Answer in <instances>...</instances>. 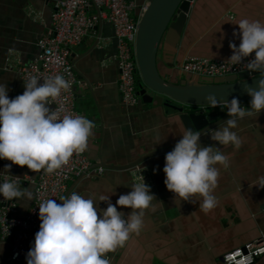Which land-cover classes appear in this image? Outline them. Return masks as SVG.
<instances>
[{
	"label": "crops",
	"instance_id": "crops-1",
	"mask_svg": "<svg viewBox=\"0 0 264 264\" xmlns=\"http://www.w3.org/2000/svg\"><path fill=\"white\" fill-rule=\"evenodd\" d=\"M55 1L0 0V83L7 86L9 98L24 91L25 82L16 68L35 58L37 40L51 28ZM135 2L133 14L138 17L149 0ZM241 18L264 22V0H193L178 41L177 60L181 62L187 55L228 60L232 54L229 43L237 46L240 43L239 35L234 37L233 30L238 33L235 23ZM115 53L113 28L106 19L72 49V62L80 80L76 108L95 123L85 151L93 167L96 164L124 166L152 151L174 146L182 138L180 131L184 125L180 113L141 100L133 107L121 102ZM158 64L161 75L171 78L161 58ZM213 109L205 108L203 112ZM183 111L194 112L195 108L184 105ZM223 126L220 123L209 131ZM233 131L243 142L239 149L220 146L210 135H201L202 145L215 144L230 159L227 168L217 165L221 177L214 195L219 204L209 213L200 210L198 201H182L166 188L161 155L140 163L147 171L150 191L157 200L145 211L140 234H132L124 247L106 254L111 264H223L220 259L223 253L264 238V187H261L264 110L255 118L239 120ZM159 137L161 142L155 143ZM6 164L11 162L0 159V172H6ZM132 172V168H104L100 175L94 172L80 175L68 183V191L92 198L104 209L107 204L99 202L100 195L106 193L115 205L119 195L130 192L131 185L136 183ZM7 173L21 178L36 176L27 166L14 164ZM20 185L33 191L29 181ZM32 201L17 200L18 214L25 215ZM117 208L125 216L131 212L128 207L117 205ZM9 253V243L0 242V264L6 263ZM254 264H264V255Z\"/></svg>",
	"mask_w": 264,
	"mask_h": 264
},
{
	"label": "clouds",
	"instance_id": "clouds-1",
	"mask_svg": "<svg viewBox=\"0 0 264 264\" xmlns=\"http://www.w3.org/2000/svg\"><path fill=\"white\" fill-rule=\"evenodd\" d=\"M235 24L239 31L234 29L233 36L239 35L240 43H229L232 54L228 60L233 65L247 62L249 71L264 72V22L241 18ZM40 81L37 76L30 77L23 93L14 98H9L7 86L0 83V159L11 162L4 165L6 172L14 164L36 173H53L67 165L74 154L85 152L93 136L92 120L82 115L61 116L60 109L49 107L62 91L70 89V82L62 75ZM244 89L251 97L247 108L236 97L230 101H218L215 94L205 97L212 108L223 103L230 117L221 122L223 127L203 133L220 146L239 149L243 142L233 129L239 120L255 118L264 110V76L256 88L245 83ZM180 133L182 138L164 157V184L175 197L189 203L198 201L200 210L209 213L219 204L214 195L221 177L217 165L227 168L229 156L215 144L202 145L198 130L184 126ZM261 181L264 187V178ZM131 188L127 194L119 195L115 205L109 195L102 193L99 202L107 204L104 209L92 198L76 192L60 197L61 203L55 199L41 202L39 230L26 253L27 264H111L106 254L124 247L132 234H140L145 211L157 200L143 176L142 182L133 183ZM0 196L5 200L31 201L34 193L22 188L19 177H14L0 183ZM117 205L128 207L131 212L125 216Z\"/></svg>",
	"mask_w": 264,
	"mask_h": 264
},
{
	"label": "built area",
	"instance_id": "built-area-1",
	"mask_svg": "<svg viewBox=\"0 0 264 264\" xmlns=\"http://www.w3.org/2000/svg\"><path fill=\"white\" fill-rule=\"evenodd\" d=\"M137 7L135 0H56L51 14V28L49 33L41 36L37 42L35 58L17 66L16 71L23 82L32 76L43 80L62 75L70 82L68 91H62L55 103L63 115H82L76 108V89L80 80L75 73L72 62V49L81 43L83 38L95 30L103 19L113 28L116 40L114 61L118 70V90L121 102L127 107H133L140 102L136 89V74L138 72L133 53L137 24L133 10ZM100 37L98 43L100 44ZM180 70L193 76L226 77L244 72L247 62L233 65L230 60H215L208 57L187 55L180 62ZM165 154L162 155L163 162ZM103 167H93L86 152L76 153L68 164L53 173L40 171L35 178L14 176L7 172H0V183L19 177L20 184L29 181L33 185V201L25 215L17 212V199L5 200L0 196V242H8L10 253L5 264H27L26 253L34 242L35 233L39 230L38 205L47 200L55 199L60 203V197L68 191V183L80 175L91 172L101 174ZM133 180L151 184L147 171L140 165L132 168ZM13 176V177H11ZM68 193L67 195H70ZM264 255V238L259 237L222 254L223 264H254Z\"/></svg>",
	"mask_w": 264,
	"mask_h": 264
},
{
	"label": "water",
	"instance_id": "water-1",
	"mask_svg": "<svg viewBox=\"0 0 264 264\" xmlns=\"http://www.w3.org/2000/svg\"><path fill=\"white\" fill-rule=\"evenodd\" d=\"M193 0H149L139 17L136 37L133 45L134 58L142 84L137 91L145 104L162 105L180 113V119L186 128L198 130L201 135L218 124L229 119L226 106L222 103L212 108L205 97L215 94L218 101L239 99L241 105L250 106L251 97L244 89L245 83L253 88L264 72H244L226 77L193 76L180 70L177 60V46L186 23L188 9ZM170 70L171 78L161 75L158 60ZM153 91V94L148 92ZM184 105L194 107V112H184ZM246 107V108H247ZM174 146L152 151L124 166L96 164V167L112 169H130L140 165L149 157L164 155ZM69 191L66 192L67 195ZM64 195V196H65ZM61 203V201H60Z\"/></svg>",
	"mask_w": 264,
	"mask_h": 264
},
{
	"label": "trees",
	"instance_id": "trees-1",
	"mask_svg": "<svg viewBox=\"0 0 264 264\" xmlns=\"http://www.w3.org/2000/svg\"><path fill=\"white\" fill-rule=\"evenodd\" d=\"M135 18H136V20H138V17L135 16ZM141 84H142V80H141V78H140V76H139V73L137 72V74H136V89H138V87H139Z\"/></svg>",
	"mask_w": 264,
	"mask_h": 264
},
{
	"label": "rangeland",
	"instance_id": "rangeland-1",
	"mask_svg": "<svg viewBox=\"0 0 264 264\" xmlns=\"http://www.w3.org/2000/svg\"><path fill=\"white\" fill-rule=\"evenodd\" d=\"M144 7V6H143ZM142 13V12H141ZM140 16H141V14H140ZM148 92H150V93H153V91H150V90H148Z\"/></svg>",
	"mask_w": 264,
	"mask_h": 264
},
{
	"label": "flooded vegetation",
	"instance_id": "flooded-vegetation-1",
	"mask_svg": "<svg viewBox=\"0 0 264 264\" xmlns=\"http://www.w3.org/2000/svg\"><path fill=\"white\" fill-rule=\"evenodd\" d=\"M138 89H139V87H138ZM153 94V93H152ZM222 107H219L218 109H221ZM217 109V108H216ZM213 110H215V108L213 109Z\"/></svg>",
	"mask_w": 264,
	"mask_h": 264
}]
</instances>
